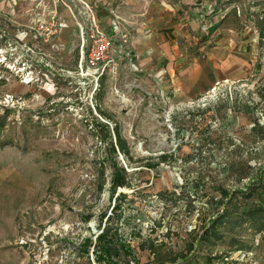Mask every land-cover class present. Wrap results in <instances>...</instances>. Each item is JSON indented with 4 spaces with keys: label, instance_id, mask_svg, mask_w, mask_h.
<instances>
[{
    "label": "rangeland",
    "instance_id": "rangeland-1",
    "mask_svg": "<svg viewBox=\"0 0 264 264\" xmlns=\"http://www.w3.org/2000/svg\"><path fill=\"white\" fill-rule=\"evenodd\" d=\"M114 2L0 0V264H101L84 239L104 226L107 264H264V0L201 1L246 48L165 103L124 62L97 83L79 71L89 14L109 31ZM94 117L117 122L130 157L112 158ZM107 159L125 170L113 193Z\"/></svg>",
    "mask_w": 264,
    "mask_h": 264
},
{
    "label": "crops",
    "instance_id": "crops-1",
    "mask_svg": "<svg viewBox=\"0 0 264 264\" xmlns=\"http://www.w3.org/2000/svg\"><path fill=\"white\" fill-rule=\"evenodd\" d=\"M114 1L117 6L111 9L120 13L119 25L130 33L136 55L137 67L129 71L141 89L153 91L164 103L191 99L240 63L245 40L217 30L216 16L204 15L200 3L206 0L197 7L190 6L197 0Z\"/></svg>",
    "mask_w": 264,
    "mask_h": 264
},
{
    "label": "built area",
    "instance_id": "built-area-1",
    "mask_svg": "<svg viewBox=\"0 0 264 264\" xmlns=\"http://www.w3.org/2000/svg\"><path fill=\"white\" fill-rule=\"evenodd\" d=\"M114 23L109 32L99 28L94 15L89 14V23L81 33V50L84 54L83 62L79 64V71L83 68L91 69L97 79L103 74L111 72L116 75L121 62H124L128 70H135L136 55L130 46V34L128 30L119 25L118 15L115 9H111ZM125 76V75H124ZM126 77V76H125ZM114 92L120 100L123 99L120 89L115 87Z\"/></svg>",
    "mask_w": 264,
    "mask_h": 264
},
{
    "label": "trees",
    "instance_id": "trees-1",
    "mask_svg": "<svg viewBox=\"0 0 264 264\" xmlns=\"http://www.w3.org/2000/svg\"><path fill=\"white\" fill-rule=\"evenodd\" d=\"M94 109L106 119L109 118V115L103 111L98 102H95ZM95 124L97 126L96 135L101 142L106 143L107 152L111 154L112 158H114L115 153L117 152L119 155H123L124 157H130V148L126 141V139L122 136L120 127L116 121H113V126L110 127L107 122L99 121L94 117ZM161 158H165V156H161ZM112 167V172L110 175V192L113 193L118 186H125L127 184L125 180V170L122 166H119L117 162L112 159H107ZM150 167L154 166V164L149 163ZM102 175L104 173V167H101ZM104 181V180H103ZM100 183L98 188V192L102 191L104 182ZM110 229L107 226H104L101 231L95 236V240H91L89 237L84 239V248L88 250V247L92 248V252L95 254L96 259L101 264H107L110 262L111 252L114 250L112 246V237L110 235ZM213 234L214 229L209 227L206 230V234ZM125 251L130 252L129 248L125 246Z\"/></svg>",
    "mask_w": 264,
    "mask_h": 264
}]
</instances>
